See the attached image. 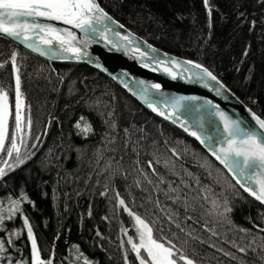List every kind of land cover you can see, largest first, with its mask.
I'll return each instance as SVG.
<instances>
[{"label":"trees","instance_id":"1","mask_svg":"<svg viewBox=\"0 0 264 264\" xmlns=\"http://www.w3.org/2000/svg\"><path fill=\"white\" fill-rule=\"evenodd\" d=\"M98 2L157 48L205 66L264 119V0H209L211 26L203 0ZM14 52L24 115L32 124L29 129L25 119L21 156L28 159L0 178V240L7 250L0 264H9V257L12 264H31L25 217L45 261L125 264L127 253L129 264H139L127 243L130 236L138 239L125 206L194 264H264V207L194 140L97 70L51 63L0 38V88L13 114ZM82 116L92 126L87 135L75 127ZM21 193L28 200L8 218L10 201ZM225 207L231 211L224 213ZM73 246L83 254L79 260Z\"/></svg>","mask_w":264,"mask_h":264},{"label":"snow or ice","instance_id":"2","mask_svg":"<svg viewBox=\"0 0 264 264\" xmlns=\"http://www.w3.org/2000/svg\"><path fill=\"white\" fill-rule=\"evenodd\" d=\"M203 2L205 8L208 10L209 26H211L213 8L210 6L209 0H203ZM105 20H111V17L96 3V0H0V35L20 42L26 48L39 53L41 56H52L60 59L74 58L78 60L81 57L82 49L81 47H77V44H84L86 47L84 41H77L76 34L70 29L58 28L53 23L42 21L62 22L65 25L94 34L99 32V35L103 39L108 40L107 33L111 32L112 29L106 24L103 26V31H100L96 27V25L102 24ZM112 22L115 23V21ZM120 27L122 28L123 25H120ZM114 35L119 36V33H114ZM121 39L128 40V37L123 36ZM108 42L112 43L111 40H108ZM140 55L143 57L146 53L141 52ZM16 60L17 54L14 52L11 57L13 72L15 74L14 114L9 105L8 92L0 88V178L5 177L9 172L23 165L28 159L27 156H21V146L26 143L23 134L25 119L29 129L31 128L32 121L30 115L27 117L24 115L25 105ZM157 63L164 62L158 61ZM171 63L177 68H182L184 72L191 71L185 65H192V68L199 69V72H192V76L200 81H204L205 77L211 81L217 80L216 76L207 68L193 61L177 62L175 59H172ZM0 67H3V65L0 64ZM144 67H149V65L144 64ZM164 71L172 76L173 79L177 78V73L173 72L170 68L165 67ZM150 87L159 91L161 85L154 83ZM144 92L146 93L147 89H144ZM191 99H195V97H179L174 99L171 105L173 111L168 115L175 116L176 110L183 107L181 101ZM148 106L152 108L153 112H157V108L151 103ZM159 114L164 115L163 112ZM216 115L223 122V143L219 148L213 150V155L233 173V178L236 179L237 184L245 192L249 193L255 200L264 203V119L253 113V120L257 127L242 128L238 121L230 119L224 112L217 111ZM10 118L14 120V127L10 125ZM75 127L85 135L92 131L91 124L83 116L76 122ZM185 131H188V129L185 128ZM18 134H20L19 137ZM191 135L197 136V133L192 132ZM197 139H199L198 136ZM5 154L7 158H5ZM173 155H175V152H173ZM149 167H152L151 161L149 162ZM237 175L243 179L237 178ZM22 200H28V197L23 195V193H21L20 199L10 201L8 218H12L19 212ZM119 204L124 206L125 201L120 199ZM212 204L214 208L219 207L215 201ZM124 210L129 212V215L133 216L136 221L139 243L133 242L131 236L128 237L127 243L131 246L130 250L136 254V260L139 261V264H178L179 261H183L184 264H194V261L188 258L181 249L177 248L171 240H168V246H165V243L155 238L153 229L140 216L132 213L126 206ZM230 211V208H224V213ZM224 213L221 214L223 215ZM4 219L3 212L0 211V228L3 227ZM23 223L27 229V237L31 241V264H53L51 258L47 261L41 258L37 238L27 217H25ZM123 231L127 233V229H123ZM241 231L247 232L250 230L241 229ZM259 231L264 232V228H260ZM212 234L216 235L215 232ZM12 235L19 236L20 233L16 232ZM5 243L4 240H0V255L5 254L7 251ZM12 243V239H8L7 244L11 245ZM73 247L78 253L77 260H79L83 254L79 252L76 246ZM233 247H236V245L233 244ZM238 251L246 253L247 249L240 247ZM224 255L228 256L231 254L225 252ZM124 259L125 264H129L127 253ZM232 259H236V257L232 256ZM9 264H12L10 257ZM16 264H25V262L17 261ZM84 264H91V262L87 258H84Z\"/></svg>","mask_w":264,"mask_h":264},{"label":"water","instance_id":"3","mask_svg":"<svg viewBox=\"0 0 264 264\" xmlns=\"http://www.w3.org/2000/svg\"><path fill=\"white\" fill-rule=\"evenodd\" d=\"M96 3L99 4L98 0H96ZM106 13L111 17V20H105L102 24L96 25V27L103 31V26L106 24L112 29L111 32L107 33L108 40H111L112 43L103 39L99 32L94 34L65 25L62 22L42 21L53 23L58 28H68L76 34L77 41L86 43V47L84 44H77V47L82 49L81 57L78 60L74 58L60 59L52 56H41L39 53L33 52L20 42L7 36L0 35V38L42 60L51 63L73 62L85 64L109 77L142 107L172 124L194 140L206 154L226 171L242 192L264 207V203L255 200L254 197L250 196L237 184L236 179L233 178V173L213 155V150L219 148L223 143V122L216 115L217 111L224 112L230 119L238 121L242 128L257 127L252 114L260 116L242 102L209 69L216 76V81H211L207 77H205L204 81L193 78L192 72H199V69L192 68V65H185L191 71L184 72L182 68H177L171 63L172 59L177 62L190 59L157 48L120 23L108 12ZM112 21H115V23ZM120 25H123V27L121 28ZM114 33H119V36L114 35ZM123 36H127L128 40L121 39ZM129 41L131 42L129 43ZM141 52L146 53V55L142 57L140 55ZM158 61H163L164 63H157ZM193 62L198 63L196 61ZM144 64H148L149 67H144ZM165 67L177 73V78L173 79L172 76L165 72ZM203 67L206 68L205 66ZM154 83L161 85L159 91L150 87ZM144 89H147L146 93ZM179 97H195V99L181 101L183 107L176 110L175 116H169L168 114L173 111L172 101ZM149 103L157 108V112L152 111V108L148 106ZM160 112H163L164 115H160ZM185 128L188 131H185ZM192 132H196L199 139H197V136L191 135ZM237 178L243 179L238 175Z\"/></svg>","mask_w":264,"mask_h":264},{"label":"rangeland","instance_id":"4","mask_svg":"<svg viewBox=\"0 0 264 264\" xmlns=\"http://www.w3.org/2000/svg\"><path fill=\"white\" fill-rule=\"evenodd\" d=\"M14 99H15V93H14ZM9 105H10V108H11V104H10V102H9ZM12 111V110H11ZM10 121H11V118H10ZM25 127V126H24ZM24 130V129H23ZM19 135L20 134H18V137H19ZM18 141H19V139H18ZM5 158H7L6 157V154H5ZM134 221H135V219H134ZM135 225H136V221H135ZM137 227V226H136ZM26 229V228H25ZM26 232H27V229H26ZM137 239H138V235H137ZM138 243H139V239H138ZM29 245H30V252H31V241L29 240ZM31 259H32V253H31Z\"/></svg>","mask_w":264,"mask_h":264}]
</instances>
